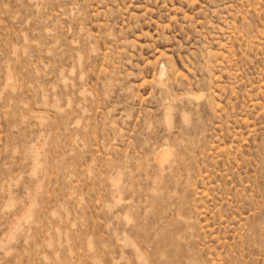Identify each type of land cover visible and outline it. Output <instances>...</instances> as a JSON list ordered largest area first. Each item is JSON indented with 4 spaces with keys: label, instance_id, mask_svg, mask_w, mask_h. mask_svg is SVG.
<instances>
[{
    "label": "rangeland",
    "instance_id": "obj_1",
    "mask_svg": "<svg viewBox=\"0 0 264 264\" xmlns=\"http://www.w3.org/2000/svg\"><path fill=\"white\" fill-rule=\"evenodd\" d=\"M0 264H264V0H0Z\"/></svg>",
    "mask_w": 264,
    "mask_h": 264
}]
</instances>
